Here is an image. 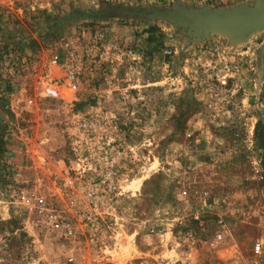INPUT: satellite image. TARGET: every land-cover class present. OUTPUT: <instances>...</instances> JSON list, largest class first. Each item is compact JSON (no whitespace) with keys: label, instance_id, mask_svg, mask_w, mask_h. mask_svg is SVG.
I'll use <instances>...</instances> for the list:
<instances>
[{"label":"rangeland","instance_id":"374dc122","mask_svg":"<svg viewBox=\"0 0 264 264\" xmlns=\"http://www.w3.org/2000/svg\"><path fill=\"white\" fill-rule=\"evenodd\" d=\"M262 2L3 11L0 264H264V8L237 34L147 16ZM52 52L62 66L45 65ZM48 211L73 233L53 230Z\"/></svg>","mask_w":264,"mask_h":264},{"label":"water","instance_id":"95a60500","mask_svg":"<svg viewBox=\"0 0 264 264\" xmlns=\"http://www.w3.org/2000/svg\"><path fill=\"white\" fill-rule=\"evenodd\" d=\"M262 6L256 8L247 7H237L229 10H194L190 9L187 11H168L162 8L159 9H149L147 12L148 17H160L169 18L178 23L185 24L193 29L197 30L199 33L208 34L213 31H223L229 32L230 34H237L241 31L238 24L241 20L248 14H255L260 8H264V2L261 3ZM140 16L144 17V12L138 13ZM3 114L0 110V123L2 121Z\"/></svg>","mask_w":264,"mask_h":264},{"label":"built area","instance_id":"2783aa9c","mask_svg":"<svg viewBox=\"0 0 264 264\" xmlns=\"http://www.w3.org/2000/svg\"><path fill=\"white\" fill-rule=\"evenodd\" d=\"M27 0H0V10L2 11H7V12H19L23 13L22 5L23 3ZM61 47L64 51L67 52L66 60L67 62L65 63V66L69 68V63L68 60L72 59L73 53L69 52L70 49L73 47L72 42L70 40H63ZM27 61H24V63ZM15 62L10 63L9 71L11 73L13 72H20L22 69V65L20 67H17V64L15 65ZM45 65L51 66H62V57L58 53L52 52L51 56L49 57V60L45 61ZM70 85L71 89L74 90L76 88V84L73 82V77L74 74H70ZM53 84H50L46 82L45 87H44V94L47 96H58L57 94H52L50 91V86ZM58 87L57 85H54ZM47 220L50 222L51 227L55 231H62L65 235L69 236L73 233V230L71 227H69L67 224L63 223L60 221V219L54 214L52 211H48L47 213ZM260 250V244L256 246V251ZM29 264H40V259L32 258L29 262Z\"/></svg>","mask_w":264,"mask_h":264},{"label":"trees","instance_id":"16d2710c","mask_svg":"<svg viewBox=\"0 0 264 264\" xmlns=\"http://www.w3.org/2000/svg\"><path fill=\"white\" fill-rule=\"evenodd\" d=\"M3 13V11H1V13H0V16H1V14ZM45 13H40L39 14V16L40 15H44ZM0 20H1V18H0ZM1 34L2 35H5L6 34V32H2V29H1V23H0V36H1ZM258 127V126H257ZM256 134L259 136V140H261V144H262V146H264V142H263V138H262V136L260 137V134H259V129L257 128L256 129Z\"/></svg>","mask_w":264,"mask_h":264}]
</instances>
